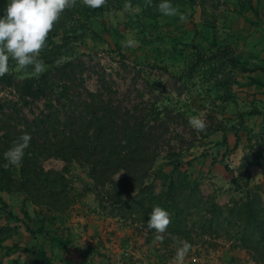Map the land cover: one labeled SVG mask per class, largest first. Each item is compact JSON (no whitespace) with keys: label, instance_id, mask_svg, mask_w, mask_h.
Instances as JSON below:
<instances>
[{"label":"rangeland","instance_id":"374dc122","mask_svg":"<svg viewBox=\"0 0 264 264\" xmlns=\"http://www.w3.org/2000/svg\"><path fill=\"white\" fill-rule=\"evenodd\" d=\"M8 2L0 0V16ZM221 4L214 29L203 25L198 5H175L186 16L183 22L178 16L150 20L139 7L127 11L123 6L97 14L85 31L77 29L80 18L76 15L61 19L52 42H65L66 54L81 58L84 64L77 72L89 91L96 92L104 80L115 105L160 110L163 127L158 136L168 145L164 144L154 170L169 173L172 167L164 158L175 154L186 163L189 180L223 204L241 197L242 190L235 191L231 179L240 175L242 158L264 153V74L256 70L264 67V0ZM130 39L138 43L124 46ZM226 45L240 65L232 68L225 57L218 56V48ZM67 60L61 58L57 67ZM10 68L19 79L33 71H17L14 61ZM195 115L205 118V131L190 127L189 118ZM221 134L230 138V148ZM62 166L54 159L43 163L46 170ZM4 168L6 174H0V264H169L175 256L177 237L167 230L161 244L155 240V231L146 230V222L128 206L119 209L99 200L86 167L73 165L66 172L80 198L60 217L29 204L17 189L19 167ZM247 178L242 174L239 184L247 180L250 187L264 185V175L256 166L249 168ZM27 228L35 232L44 228L49 234L32 235ZM188 238L182 240L190 242L192 233ZM204 240L207 243L202 244L195 237L184 264H262L222 239L215 242L218 246ZM36 248L44 250L43 257L36 256Z\"/></svg>","mask_w":264,"mask_h":264},{"label":"trees","instance_id":"16d2710c","mask_svg":"<svg viewBox=\"0 0 264 264\" xmlns=\"http://www.w3.org/2000/svg\"><path fill=\"white\" fill-rule=\"evenodd\" d=\"M222 1L225 0H170L174 6L198 5L203 25L211 29L219 19L217 10ZM159 3L161 0H152V7H146L145 0H108L105 7L92 10L77 0L76 6L65 11L61 19L76 15L80 18L77 29L85 31L88 21L97 14L119 11L130 4L139 7L148 19L156 20L163 16L156 7ZM61 23L47 38L40 56L47 70L39 78L31 74L19 79L13 72L0 77V174L7 172L3 154L28 133L31 141L19 166L17 189L40 212L60 217L77 203L80 194L66 172L73 165H81L86 167L99 200L119 209L128 206L135 217L145 222L152 208L160 206L171 215L170 236L183 239L192 233L189 243L198 237L202 244L207 239L212 246L222 239L264 264V185L250 187L247 180L243 186L238 182L242 174L248 179L251 166L260 168L264 175V153L242 158L240 175L231 179L235 191L242 190L241 197H232L223 204L214 194L205 195L198 182L189 180L186 163L175 154L164 158L172 167L169 173L155 171L162 148L168 145L158 136L163 127L160 110L115 105L109 83L104 80L96 92L89 91L83 75L77 72L84 64L81 58L71 59L65 52V42H52ZM76 37L80 40L83 34ZM218 49V56L225 57L226 64L232 68L240 65L229 45ZM61 58L68 60L57 67ZM256 70L264 74V67ZM253 83L262 85L258 80ZM50 159L62 162V169L46 170L43 163ZM27 229L32 235L49 234L44 228L38 232ZM36 250L37 257L44 256L42 248Z\"/></svg>","mask_w":264,"mask_h":264},{"label":"clouds","instance_id":"9594fccd","mask_svg":"<svg viewBox=\"0 0 264 264\" xmlns=\"http://www.w3.org/2000/svg\"><path fill=\"white\" fill-rule=\"evenodd\" d=\"M107 2L108 0H82L83 5L92 10L105 7ZM76 4L77 0H9L0 16V77L10 72V61H14L17 71L24 72L32 68V74L39 78L47 70L45 62L40 59L47 46V38L55 30L65 11ZM145 6L152 7V0H145ZM156 7L163 16H178L181 22L186 20V16L170 0H161ZM126 10H132L130 4L126 5ZM137 43L130 39L124 46L131 47ZM188 123L197 132H203L207 128L203 115L191 116ZM30 141L31 136L24 133L3 154L8 166H22ZM171 223L170 213L160 206H154L145 227L148 231L154 230L155 240L162 244ZM176 244L175 256L169 264H184L192 250V244L179 238Z\"/></svg>","mask_w":264,"mask_h":264},{"label":"crops","instance_id":"0c3cea01","mask_svg":"<svg viewBox=\"0 0 264 264\" xmlns=\"http://www.w3.org/2000/svg\"><path fill=\"white\" fill-rule=\"evenodd\" d=\"M259 80H262V78H259ZM218 134H216V138L217 139H219V136H217ZM223 137H224V134H221V139H223ZM226 137V142H227V146H228V148H230L231 147V140H230V138L228 137V136H225ZM234 147V146H233ZM29 203V202H28ZM29 204H31V203H29ZM32 205V204H31ZM33 206V205H32ZM17 259V258H16Z\"/></svg>","mask_w":264,"mask_h":264}]
</instances>
